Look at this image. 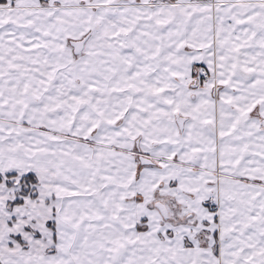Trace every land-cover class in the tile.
<instances>
[{
  "label": "snow or ice",
  "instance_id": "obj_1",
  "mask_svg": "<svg viewBox=\"0 0 264 264\" xmlns=\"http://www.w3.org/2000/svg\"><path fill=\"white\" fill-rule=\"evenodd\" d=\"M0 264H264V0H0Z\"/></svg>",
  "mask_w": 264,
  "mask_h": 264
}]
</instances>
